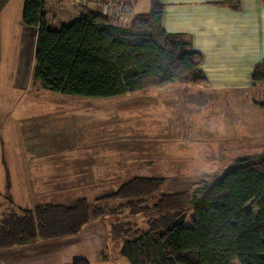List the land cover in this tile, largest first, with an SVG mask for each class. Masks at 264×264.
Listing matches in <instances>:
<instances>
[{
	"label": "crops",
	"instance_id": "obj_1",
	"mask_svg": "<svg viewBox=\"0 0 264 264\" xmlns=\"http://www.w3.org/2000/svg\"><path fill=\"white\" fill-rule=\"evenodd\" d=\"M85 1V4H73V0H44L43 12L48 22L58 27L87 10H98L103 0ZM111 1L128 9L118 13L111 8L107 12L120 25H126L135 15L150 10L151 0ZM157 1L163 6V29L167 33L180 34L191 49L202 55L199 69L206 81L201 84L175 81L149 89L151 91L147 92H150L153 104L147 105L159 107L160 119L151 120L144 111L147 115L138 123L133 122L130 113L102 103L125 94L87 98L51 93L33 82L37 29L24 25L20 15L15 34L19 38L18 46L14 48L13 60L7 69L10 78V95L6 98L8 109L0 114L3 118L0 121V162L10 204H13L10 198L15 177L19 176L22 179L21 183L19 180L20 189L29 192L33 198L45 195L61 202H36L34 206L44 203L69 205L77 198H90L100 184L120 183L134 176L185 182L205 178L201 171L205 167L203 163L218 160L220 154L216 150L219 149L207 138L190 142L196 132L203 134L206 131H196L189 121L193 122L190 117L202 119L195 108L201 113L211 110L207 106L198 107L207 96L220 94L223 98V101L218 98L223 103L220 111L229 119L221 122L220 132L224 131L225 123L232 129L245 128L242 120H238L243 118L246 110L245 96L257 93L264 84L251 81L253 69L264 62V0H237L236 8L222 4L226 0ZM68 6L77 9L74 11ZM133 13L128 20V15ZM32 99L45 104L46 109L38 111L31 105L33 108L26 110L33 104ZM147 105L141 111L149 109ZM20 122L25 124L22 125L26 127L25 133L30 134L29 141L20 144V148L28 153V159L22 162L7 155L3 135L10 128V136L16 137L7 146L10 150L17 148L18 139L22 141L24 137L17 138ZM208 132L211 131H207L206 137ZM132 137L135 138L133 141ZM21 166H30V169L22 170ZM101 226L106 227L104 222L85 225L78 235L60 242L65 246L62 251L44 249L41 242H36L13 250V258H6L3 255L9 253L0 252V264H71L74 259H85L92 264L97 258L99 243L87 238L93 240ZM83 246H86V254L73 258L71 254L83 252ZM104 257L102 254L101 258Z\"/></svg>",
	"mask_w": 264,
	"mask_h": 264
},
{
	"label": "trees",
	"instance_id": "obj_2",
	"mask_svg": "<svg viewBox=\"0 0 264 264\" xmlns=\"http://www.w3.org/2000/svg\"><path fill=\"white\" fill-rule=\"evenodd\" d=\"M6 2L0 0V12ZM43 8L44 0H24L21 13L23 24L37 29L32 79L42 89L107 98L175 81H206L199 69L202 55L180 34L163 29L157 0L126 25L98 9L55 27ZM251 81L264 82V62L253 69ZM237 161L214 180L191 182L194 189L161 193L165 178L134 176L99 197L4 213L0 251L74 237L87 224L122 216L107 224L108 233L121 242L119 255L129 264H264V153ZM142 214L149 217L139 228L135 220Z\"/></svg>",
	"mask_w": 264,
	"mask_h": 264
},
{
	"label": "rangeland",
	"instance_id": "obj_3",
	"mask_svg": "<svg viewBox=\"0 0 264 264\" xmlns=\"http://www.w3.org/2000/svg\"><path fill=\"white\" fill-rule=\"evenodd\" d=\"M22 4H23V0H7L6 4L3 6L0 12V114L2 115L4 114L2 112L8 109L7 105L9 104V102L6 100V98L10 95V90H9L10 78L7 76L8 75L7 69L10 65V62L13 60L14 48L18 46L19 38L16 37L15 34L18 30L17 26L20 20ZM73 4H77V3L73 1ZM64 7H66V4L64 5ZM69 8L73 9L74 11L77 9V7L72 8V6ZM58 12L59 15H61V10H59ZM119 12L120 10H118V13ZM133 15L134 13L129 14L128 20H130ZM121 23L123 24L124 22L121 21ZM33 86H36V84H34ZM147 91H151V90L148 89L135 93H127L124 96L113 98L111 100L102 103H105L106 107L111 108L115 106L116 109H120L125 113L126 112L130 113L133 122L136 123L141 121V119L147 114L151 118V120L154 119L159 120L160 119L158 117L159 107L155 105L153 106L147 105V104H153L152 102L153 100L151 101L150 92ZM207 97L208 98L207 99L205 98V100L202 103H199L198 107L207 106L211 110L206 113L203 112L201 113L198 109L195 108V111L202 119H196L190 117L193 120V122L189 121V123L191 125H194L195 128H197L196 131H201L202 129L206 131L203 132V134H201L202 132L201 133L196 132L195 135H193V137L190 138L191 140L190 142H195V141L197 142L199 141L198 139H204V140L208 139V141L212 140L214 144H217L216 147L219 149L216 150L217 153L220 154L219 159L212 162L211 164H208V162H204L203 166L205 167L204 169L201 170L204 177L209 181H211L214 180V178L222 174L225 170H227L231 166L238 165L239 164V162L237 161L238 157H241L242 155H246V154L251 155V154L264 153V107H262L264 106V84L262 83L261 90H259L257 93L250 95L247 94L245 96L246 98L245 102L247 103L245 107L246 110H244L242 114L243 118L242 119L238 118V120H242L243 122L242 124H245L244 129H240L239 126L232 129L229 123L228 124L225 123L223 125L224 131L220 132L221 130L220 127H222L221 122L224 121L225 119H229L228 116L225 117V115L223 114L224 112H222V110L220 111V108L221 106H223V103H221L218 98H220L221 101H223V98L220 94H214ZM32 101L33 104H30L29 108H26V110H30V108L32 109L33 107H31V105H34V109L38 111L46 109L44 107L45 104L36 102L37 100L34 99H32ZM257 102L262 103V105L257 104ZM146 105L149 107V109H143V111H141V109L143 107H146ZM26 106L28 107V105ZM215 109L217 110L214 111ZM144 111H146L147 114ZM202 114H204L205 117L202 116ZM227 114L229 113L227 112ZM2 119L3 118H0V121H2ZM202 123H204L205 126L206 125L207 126L201 127L202 125L200 124ZM22 125L25 126L24 122H20L21 130L18 128L19 132L17 133V138L21 137L22 135L24 137L22 138V141L18 139V142L16 144L18 146L17 148L10 150V146H7V143L9 142L11 144V141H13L16 137L14 134L12 137L10 136L12 135L11 133L12 130L10 128H7V130H5L3 134L4 137L6 138L5 141L6 145L4 144L5 152L7 153V155L15 156V158L21 162L28 157L27 155L28 153L24 152V150L20 148V144L23 145L26 144L29 141V137H30V134H28L27 132L25 133L26 127H22ZM253 125L256 126L253 128ZM14 129L16 130V128ZM235 129L237 130V132L234 131ZM207 131H211V132H208L206 137ZM8 138L10 139L8 140ZM133 139L135 138L132 137V141ZM19 168L22 170L23 169L27 170L30 169V166H21ZM32 168L33 167L31 166V169ZM20 172L21 171H18V174H21ZM15 179H16L14 183L15 187L12 189V197L10 198L13 204H10L5 187L3 167L0 162V218L3 213H8L11 210L15 212H19L20 210L15 207L22 209L23 208L32 209L36 202H46V201L54 202V203L60 202L59 200H54V199L52 200L50 197L45 195L42 197L33 198L29 192L25 193L22 190V188L20 189L19 180L21 183L22 181L21 176L15 177ZM190 182L192 181L185 182L182 180L180 181L169 180L161 188L160 192L161 193L169 192L175 189L178 190L194 189L192 185L189 187ZM120 183L111 182V183L100 184L99 189H97V191H94L92 194H90V198L99 197L101 195H105L106 193H110L114 191ZM114 205H116V203ZM248 206H250V204H248ZM118 217L106 218L103 221H107L108 223L109 222L114 223L119 218L122 219V216H120L119 218ZM148 217L149 216L146 214H142L136 217L137 220L135 221L137 222V226L139 228L145 227V222L148 219ZM108 219H110V221ZM191 220H192V213L188 215L185 224L189 225ZM108 223H105L106 227L101 226V228L97 230V235H94L92 237L94 238L93 240L91 239V237L87 238L88 241L90 242L98 241L99 243V247L96 250L97 258L92 261V264H129L125 258L119 255V247L121 242L120 241L115 242L109 237L108 228H107ZM83 235L81 237H83ZM65 239L66 238L59 240H52V241H42L41 243L45 246L44 249H48V250L60 249V251H62L64 250L65 246H63L64 244L60 245L61 244L60 242ZM55 242L58 244H55ZM93 244L96 245L97 243L94 242ZM23 247L24 246H19L9 250H1L0 252L9 253L3 255L6 258H13L12 256L14 255L12 253L14 252L13 250L16 249L20 250ZM84 250H87L86 246H83V252L80 251L79 254L74 253L71 254V256H73V258H78L79 256H81V254H86ZM102 254L105 255L104 258H101ZM233 264H237V263L234 262Z\"/></svg>",
	"mask_w": 264,
	"mask_h": 264
},
{
	"label": "built area",
	"instance_id": "obj_4",
	"mask_svg": "<svg viewBox=\"0 0 264 264\" xmlns=\"http://www.w3.org/2000/svg\"><path fill=\"white\" fill-rule=\"evenodd\" d=\"M73 1L77 4H85L86 3L85 0H73ZM111 8L116 9V10H125V11L128 10L126 8V6L113 3L111 0H106V1L103 0V1H101V4L99 5V11L103 14H107L108 10Z\"/></svg>",
	"mask_w": 264,
	"mask_h": 264
}]
</instances>
